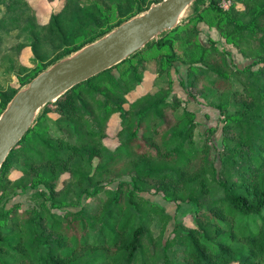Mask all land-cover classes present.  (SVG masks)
<instances>
[{
    "label": "trees",
    "instance_id": "1",
    "mask_svg": "<svg viewBox=\"0 0 264 264\" xmlns=\"http://www.w3.org/2000/svg\"><path fill=\"white\" fill-rule=\"evenodd\" d=\"M48 1L59 8L40 23L27 0H0V67L17 76L0 88V115L39 73L161 0ZM224 1H194L175 28L38 112L0 167V264H264V0ZM204 21L251 63L234 68L203 45ZM25 48L33 68L18 59ZM176 62L187 94L219 111L220 149L173 93ZM145 72L152 86L130 101ZM27 189V207L7 205ZM146 195L188 204L190 224L165 236L173 217Z\"/></svg>",
    "mask_w": 264,
    "mask_h": 264
},
{
    "label": "water",
    "instance_id": "2",
    "mask_svg": "<svg viewBox=\"0 0 264 264\" xmlns=\"http://www.w3.org/2000/svg\"><path fill=\"white\" fill-rule=\"evenodd\" d=\"M196 0H161L105 36L39 73L0 115V167L38 112L75 85L120 63L162 32L175 28Z\"/></svg>",
    "mask_w": 264,
    "mask_h": 264
},
{
    "label": "rangeland",
    "instance_id": "3",
    "mask_svg": "<svg viewBox=\"0 0 264 264\" xmlns=\"http://www.w3.org/2000/svg\"><path fill=\"white\" fill-rule=\"evenodd\" d=\"M28 4L36 9V14L38 21L40 23H46L51 13H54L58 10V3H50L48 0H27ZM226 3L232 2L231 0H226ZM232 5V3H231ZM235 7L241 8V4L235 3ZM229 8V7H228ZM2 10L0 8V14ZM189 13L187 9L182 16L185 18ZM197 28L200 31L199 40L203 45H210L211 42L216 43V46L224 51L228 52V62L237 69H243L251 63V60L245 58L233 44L225 42L222 38L219 31L212 25L207 22H199ZM12 37L6 35L4 37L3 46H7ZM4 56L2 60H5ZM11 59H15L14 53H12ZM20 63L28 68H33L34 64L30 58V52L28 49H23L18 57ZM16 65V63H15ZM0 88H5L8 83L16 85L17 76L16 72H11L9 70V62H3V65L0 67ZM18 73V72H17ZM171 77L173 78V93L178 95L186 101L187 109L192 111L195 114L196 120L199 124L198 131L200 134L204 133L209 128H214L216 130L215 135L213 136V144L216 149L221 148V127L222 123L220 121L219 111L215 109L211 104V100L205 97L193 98L189 96L186 90L180 84V81H186L187 79V67L180 63L176 62L171 68ZM155 76L149 72H145L144 79L141 85L134 91L130 92L127 96L130 101L138 98L141 94L145 93L152 86ZM119 126V119L117 116H113L107 126V138L104 140L105 145L109 149H114L117 146V140L114 136L116 130ZM12 177H17L18 172L13 171L11 173ZM32 193V190L27 189L22 192H18L14 197H10L7 200V205H11L15 202L21 203L24 207L28 206V196ZM152 202L158 204L161 207H164L165 213L173 217V219L168 223L165 236L172 230L174 223L177 221L183 222L186 225L190 224V206L188 204H182L179 207H176L173 204L163 201L160 197L156 195H146Z\"/></svg>",
    "mask_w": 264,
    "mask_h": 264
},
{
    "label": "built area",
    "instance_id": "4",
    "mask_svg": "<svg viewBox=\"0 0 264 264\" xmlns=\"http://www.w3.org/2000/svg\"><path fill=\"white\" fill-rule=\"evenodd\" d=\"M230 2H228V3H226L225 1L224 2H222V7L224 8V9H228V7L230 6Z\"/></svg>",
    "mask_w": 264,
    "mask_h": 264
}]
</instances>
